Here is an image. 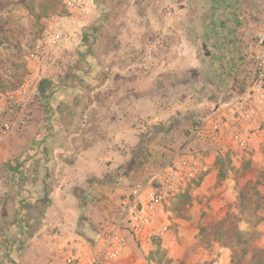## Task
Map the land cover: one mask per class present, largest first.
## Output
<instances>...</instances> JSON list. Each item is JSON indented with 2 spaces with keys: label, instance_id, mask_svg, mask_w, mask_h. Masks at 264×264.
<instances>
[{
  "label": "crops",
  "instance_id": "crops-1",
  "mask_svg": "<svg viewBox=\"0 0 264 264\" xmlns=\"http://www.w3.org/2000/svg\"><path fill=\"white\" fill-rule=\"evenodd\" d=\"M263 19L264 0H193V54L192 44L173 33L180 32L174 25L167 28L166 50L147 51L149 41L127 43L104 65L92 52L103 43H86V27L80 26L79 39L63 47L78 55L75 67L67 64L64 70L66 61L51 64L37 83V95L46 100L44 119L36 103L28 132L12 130L0 137V175L8 190L5 199L0 195V264L46 259L43 249L51 243L27 236V221H20L27 205L42 202L43 221L65 228L51 248L59 260H85L95 253L100 231L118 220V198L143 184L155 173L149 168L159 167L176 151L175 143L183 142L177 128H187L242 87L245 53ZM107 44L114 50L119 41ZM209 169L207 174L213 172ZM141 173L149 177L132 183ZM50 206L60 211L48 213ZM168 233L161 247L177 256L182 246L174 232Z\"/></svg>",
  "mask_w": 264,
  "mask_h": 264
},
{
  "label": "rangeland",
  "instance_id": "rangeland-1",
  "mask_svg": "<svg viewBox=\"0 0 264 264\" xmlns=\"http://www.w3.org/2000/svg\"><path fill=\"white\" fill-rule=\"evenodd\" d=\"M0 4V105L6 93L20 84L39 82L40 71L47 67H39L29 59L30 51L39 40L43 39L48 55L56 62L66 61L64 70L67 64L69 69L75 67L78 55L72 48L63 47L66 41L72 43L79 39L82 25L86 27L83 33H88L84 37L86 43L95 39L103 43L92 47V52L101 56L102 65L124 51L127 43L134 46L149 41L153 45L147 51L166 50L165 41L170 40L167 28L171 30L174 25L179 26L180 32L173 33L192 44L193 54V0H0ZM156 39L159 42H152ZM111 41H119L114 50L107 44ZM184 89L188 91L189 87ZM36 103L42 108L40 120L44 119L45 97L35 95L32 106ZM194 123L192 120L187 128L178 127L176 135L182 134L185 140ZM242 124L236 137L238 141L245 139L242 147L234 146V140H196L186 145L183 140L174 145L176 150H189L188 154L199 163V172L184 185L163 191L155 223L157 227L165 226L168 234L174 232L182 246L179 255L162 249V239L155 235L150 237L147 248L130 236L116 264H226V260L227 264L231 261L232 264H264V122ZM13 130L28 132L29 128ZM4 135L0 133V137ZM207 166L213 171L211 174H207ZM156 167L157 163L148 172ZM147 177L141 173L132 183ZM6 188L7 180L0 175L2 199L7 194ZM45 208V202L27 205L20 221H27V236L37 234L42 245L46 240L51 243L42 248L47 251L46 259L36 256L40 260L37 264H65L51 249L53 238H61L60 232L64 234L65 228L53 221L44 222ZM55 210L60 211L50 206L48 213ZM173 219L183 222H172Z\"/></svg>",
  "mask_w": 264,
  "mask_h": 264
},
{
  "label": "built area",
  "instance_id": "built-area-1",
  "mask_svg": "<svg viewBox=\"0 0 264 264\" xmlns=\"http://www.w3.org/2000/svg\"><path fill=\"white\" fill-rule=\"evenodd\" d=\"M46 47L42 39L30 51L29 59L39 67L43 65L48 68L56 63V59L48 55ZM245 55L248 72L242 87L232 98L217 105L209 115L195 121L184 145L196 140H234V146L242 147L245 139L238 141L236 138L241 123L255 125L260 120L264 122V19ZM38 76L36 74V78ZM37 82L22 83L6 93L0 105L1 134H8L14 128H29ZM253 130L257 131L254 127ZM188 153L189 150L184 151L183 148L172 151L143 184L134 185L127 194L119 197L118 220L100 231L95 253L85 260L67 257L65 264H116L126 249L123 230L139 244L150 243L152 235L161 238L166 227H156L155 223L163 201V187L167 186L170 190L173 183L184 184L199 172L197 158Z\"/></svg>",
  "mask_w": 264,
  "mask_h": 264
},
{
  "label": "trees",
  "instance_id": "trees-1",
  "mask_svg": "<svg viewBox=\"0 0 264 264\" xmlns=\"http://www.w3.org/2000/svg\"><path fill=\"white\" fill-rule=\"evenodd\" d=\"M21 2H23L24 0H20ZM1 5V4H0ZM84 39V38H83ZM40 83H41V81H40ZM44 83V81H42V83L41 84H43ZM41 89H42V87H40ZM143 181H144V179H143ZM264 209V208H263ZM231 264H232V261H231Z\"/></svg>",
  "mask_w": 264,
  "mask_h": 264
}]
</instances>
